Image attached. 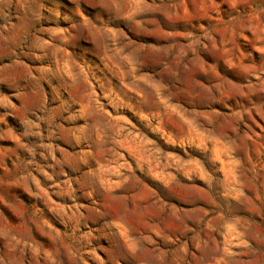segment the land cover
Wrapping results in <instances>:
<instances>
[{
    "label": "rangeland",
    "instance_id": "1",
    "mask_svg": "<svg viewBox=\"0 0 264 264\" xmlns=\"http://www.w3.org/2000/svg\"><path fill=\"white\" fill-rule=\"evenodd\" d=\"M215 6L10 0L60 71L0 84V264H264V15Z\"/></svg>",
    "mask_w": 264,
    "mask_h": 264
},
{
    "label": "clouds",
    "instance_id": "2",
    "mask_svg": "<svg viewBox=\"0 0 264 264\" xmlns=\"http://www.w3.org/2000/svg\"><path fill=\"white\" fill-rule=\"evenodd\" d=\"M84 2H90V0H84ZM207 2L212 6L213 11L218 10V6H215V0H207ZM221 3H227L230 7L239 11L238 5L248 3V0H221ZM253 3L257 11H254L252 19H258L260 15H264V3H259L257 0H253ZM9 7L10 0H0V13L5 12ZM73 27L84 29L86 25L83 22H76ZM232 30L242 35L245 29L243 25L238 24L233 25ZM29 35L30 33L26 28L16 29L15 25L0 29V84H7L13 90V95L19 100V108L9 101L8 107L13 112L24 111L35 116L38 111L45 112L48 103L47 98L38 92L39 81L43 79L44 73L54 76L56 72L60 71V67L58 65L55 70L51 67L36 68L34 69L38 73L36 76L32 75L33 70L23 71L27 67L23 62V58L41 59L32 51V46L28 43ZM68 38L71 39V34ZM58 99V96H53V102ZM8 114L5 113L4 115ZM37 119L40 120L41 118L37 117ZM2 122L3 119L0 118V123ZM33 126L38 128L39 124Z\"/></svg>",
    "mask_w": 264,
    "mask_h": 264
}]
</instances>
